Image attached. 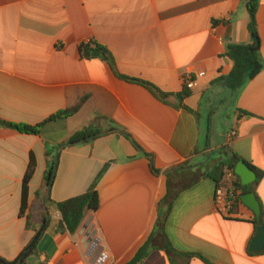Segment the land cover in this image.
<instances>
[{
  "label": "crops",
  "instance_id": "0c3cea01",
  "mask_svg": "<svg viewBox=\"0 0 264 264\" xmlns=\"http://www.w3.org/2000/svg\"><path fill=\"white\" fill-rule=\"evenodd\" d=\"M247 23L243 0H0V119L34 126L85 99L76 114L44 124L38 135L0 127V257L16 259L47 214L37 247L43 264H126L146 243L140 264H204L185 254L212 264H264V249L248 254L255 214L236 204L230 218L219 215L211 177L231 154L245 161L259 175L251 192L264 223V68L236 91L214 83L232 70L223 58L227 43H251ZM256 25L264 62V0ZM90 42L109 51L121 76L169 97L119 79L99 55L81 58L78 46ZM189 72L205 75L181 101ZM86 128L104 134L63 147ZM30 154L35 172L21 214ZM53 159L52 203L93 183L99 196L75 235L44 200ZM89 216L93 249L79 234Z\"/></svg>",
  "mask_w": 264,
  "mask_h": 264
},
{
  "label": "trees",
  "instance_id": "16d2710c",
  "mask_svg": "<svg viewBox=\"0 0 264 264\" xmlns=\"http://www.w3.org/2000/svg\"><path fill=\"white\" fill-rule=\"evenodd\" d=\"M245 2L246 10L248 13V23L247 28L251 37V43L247 45H240V44H233L231 42L227 43L226 51L223 55V58L230 60L233 64L232 70L226 76L221 75L219 76L214 83L221 84L225 89L230 91H236L240 89L247 81H250L257 77L264 68V62L261 57L260 53V40L257 33V25H256V12L259 5V0H243ZM79 55L83 59H90L93 57V54L97 52L99 56L110 66L111 70L114 72L116 77L119 79L139 84L149 90L156 98L165 101L169 96L164 94L159 89L154 87L153 85L143 82L140 80L129 79L121 76L117 69L114 62L112 55L109 53L107 49L98 45L95 42L90 43H83L78 46ZM190 90H187L183 87V92L177 97L182 101L184 98L190 95ZM85 99H82L77 105L72 108L59 111L54 115H51L42 123L36 124L34 126L25 125V124H14L3 121L0 119V127L8 128L15 130L22 134L28 135H38L40 129L44 126V124L48 122H52L58 119H67L74 114H76L79 109L84 104ZM186 110H188L186 108ZM118 129L115 127H111L108 132L117 131ZM104 133L101 131H97L93 128H86L82 131L76 132L73 134L69 140L66 142L65 146H74L81 143H88L93 141L94 139L102 136ZM124 134V133H123ZM132 145L135 147L136 150L141 152L139 146L126 134H124ZM150 162L152 163L151 157L148 156ZM240 158L235 154H231L227 159L219 161L215 164L212 170V178L215 181V184L218 185L219 182L223 179L226 171L234 172V169L239 162ZM56 159H53L49 162L47 166V170L43 177V184H44V200L45 203H51L55 206L56 210L58 211L61 219L62 226L70 235H75L78 231L79 227L81 226L85 216L88 212L94 213L99 208V196L95 189V183L91 185V187L82 195L70 198L60 203H52V201L48 197V192L51 189L55 178L56 172ZM151 169L154 173L156 171L151 166ZM35 172V159L33 154H30L29 163L26 170V173L23 177L22 182V201H21V214L24 213L27 205V191H28V184L33 177ZM235 174V173H234ZM236 176V175H235ZM236 185L241 189L242 195L246 193H250L254 191L258 180L259 175L256 176V180L254 183L242 187L241 182L238 176H236ZM261 214V209H260ZM49 224V217L47 214H44L41 220V224L37 229H35L34 234L31 240L25 245L22 249L20 254L17 256L16 259L13 261H6L0 257V264H43L40 261V257L38 255L37 247L43 234L45 233ZM28 225V223H27ZM253 225L258 228L259 226L264 227V223L262 218L259 217L257 221L253 222ZM163 248L166 250L167 253L174 252L172 246L168 241L163 243ZM149 252V245L148 243L144 244L134 255V257L126 264H140L142 260L147 256ZM249 255H254L255 253H251L248 250ZM186 257L195 256L199 260H201L204 264H212L204 257L200 255H192V254H185Z\"/></svg>",
  "mask_w": 264,
  "mask_h": 264
},
{
  "label": "water",
  "instance_id": "95a60500",
  "mask_svg": "<svg viewBox=\"0 0 264 264\" xmlns=\"http://www.w3.org/2000/svg\"><path fill=\"white\" fill-rule=\"evenodd\" d=\"M95 57L99 54L95 52L93 54ZM234 173L239 177L241 186L245 187L255 182L256 174L253 169L243 160H239L237 163ZM241 201L248 209H250L256 216L257 219L260 217V204L256 199V196L253 192L246 193L241 196ZM79 234L82 236V243L86 247L93 249L98 243L96 239V232L92 224V216H89L85 223L80 228ZM264 249V227L259 226L256 229V233L249 245V252L257 253Z\"/></svg>",
  "mask_w": 264,
  "mask_h": 264
},
{
  "label": "built area",
  "instance_id": "2783aa9c",
  "mask_svg": "<svg viewBox=\"0 0 264 264\" xmlns=\"http://www.w3.org/2000/svg\"><path fill=\"white\" fill-rule=\"evenodd\" d=\"M204 73H186L183 76L182 83L183 87L187 90H193L197 87V79L204 77ZM232 139V135H229ZM236 176L234 172L229 171L228 174L225 172L223 179L216 185L215 190V211L225 218H230L232 215L234 206L236 204L243 205L241 201L242 192L241 189L236 185Z\"/></svg>",
  "mask_w": 264,
  "mask_h": 264
},
{
  "label": "rangeland",
  "instance_id": "374dc122",
  "mask_svg": "<svg viewBox=\"0 0 264 264\" xmlns=\"http://www.w3.org/2000/svg\"><path fill=\"white\" fill-rule=\"evenodd\" d=\"M216 107H217V105H216ZM218 108H220V107H219V104H218Z\"/></svg>",
  "mask_w": 264,
  "mask_h": 264
}]
</instances>
